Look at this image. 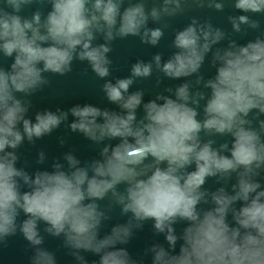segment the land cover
I'll return each instance as SVG.
<instances>
[{
	"label": "clouds",
	"instance_id": "9594fccd",
	"mask_svg": "<svg viewBox=\"0 0 264 264\" xmlns=\"http://www.w3.org/2000/svg\"><path fill=\"white\" fill-rule=\"evenodd\" d=\"M192 2L225 8L224 0ZM184 3L0 0V248L20 234L28 264H57L46 236L60 239L74 264H146L147 257L150 264H264V30L244 44L233 38L261 29L249 14H264V0H233L244 14L227 16L231 32L191 18L173 29L167 59L157 52L132 63L128 76L108 79L113 42L135 37L157 47ZM34 4L50 9L21 15ZM209 54L215 75L206 78ZM74 62L104 81V98L119 111L90 103L35 109L31 98L50 76L71 73ZM154 73L157 87L164 79L184 82L145 102L143 89H130ZM62 124L97 155L82 161L67 151L51 170L29 171L27 160L17 166L25 142L35 145ZM46 159L40 150L35 163ZM209 179L214 188L206 187ZM117 207L126 221L101 236ZM148 221L164 242L154 239L134 258L126 246Z\"/></svg>",
	"mask_w": 264,
	"mask_h": 264
},
{
	"label": "water",
	"instance_id": "95a60500",
	"mask_svg": "<svg viewBox=\"0 0 264 264\" xmlns=\"http://www.w3.org/2000/svg\"><path fill=\"white\" fill-rule=\"evenodd\" d=\"M146 7L150 8L153 4H159V0H145ZM225 8L223 12H217L213 9L205 7H198L192 2V0H185L183 5L184 11L178 16L168 20L169 27L166 28L164 38L161 40L157 47H151L148 45H143L140 43L138 38L128 37L126 39H117L113 42V51L109 54L113 61L111 66L112 75L108 79H114L116 77H125L129 75V69L132 63H135L137 59H143L145 61L151 60L152 56L157 53H163L164 59H167L173 49L169 46L173 39V29H182L190 22L191 18L197 17L201 20L210 19L214 26L221 27L227 32H231V25L227 21L228 15H240L244 13H239L234 10L232 3L233 0H224ZM126 6V5H125ZM41 7L46 13L49 9V5H32L24 9L21 15L30 16L36 8ZM253 19H257L261 23L260 30L249 29L246 35L234 34L233 38L240 44L246 43L248 40L255 39L257 35L260 34L261 30H264V14H249ZM150 27H159V24H149ZM97 42H103L102 39ZM222 44H226L222 42ZM206 57L205 65L202 67L201 71L204 72L206 78L215 75V69L210 67ZM11 59L4 61V66L7 67L11 63ZM87 69V71H85ZM191 79H194L191 78ZM51 83L44 88L40 93H37L31 99L35 105L36 110L50 109L55 111L57 107L67 110L75 104H85L90 103L101 108H109L119 111L118 107L114 104L109 103L101 91V86L104 83L103 80L95 76L86 63L74 62L73 71L65 76H50ZM156 74L154 73L152 77L145 80H138L130 91H135L140 88L145 91V102L155 95L158 91H163L167 86H175L183 83L184 80H168L164 79L163 83L157 87L155 84ZM142 115V112L138 111V116ZM29 116L34 119V110H30ZM264 118V117H261ZM69 117V121H71ZM63 137L66 143L61 146L59 143V138ZM219 139V138H217ZM118 141H111L112 144ZM43 150L46 153L47 159L43 165H37L36 155L37 152ZM73 151L74 154L83 160L89 159L92 156L97 155V149L95 146L91 145V142L83 137L80 133H72L63 124L60 128L56 129L51 135L45 136L36 141L35 145H30L27 142L21 146L18 150V154L21 156V161L18 163V167L23 166L25 160L28 161V170L33 171L36 168L41 170H51V163L53 158L60 157L61 162H63L62 156L64 152ZM213 181L209 179L206 187L214 188ZM102 206H105L108 201H101ZM113 219L107 222V225L101 231V236L110 230L111 226L115 223H123L126 221L127 217L120 216L119 208H114L111 213ZM23 218V217H21ZM152 221H148L145 224L144 230L135 234L133 239L130 241L128 248L129 252L135 258L138 254L143 252V249L150 244L154 239L159 240L161 243L164 242V237L161 235L159 237H153L151 230ZM184 225H177V231ZM43 227V225H41ZM62 241L58 238L47 237L45 238L44 247L48 248L50 251L56 253L57 264H74L72 258L66 254V250L61 246ZM166 246V245H165ZM179 250V245L177 246V251ZM31 254L28 248L27 241L23 239L20 234L14 237H10L8 240L7 247L0 248V264H28V256ZM86 258L91 261L98 259V257L92 255L91 253H84ZM146 264H150V257L145 258Z\"/></svg>",
	"mask_w": 264,
	"mask_h": 264
}]
</instances>
